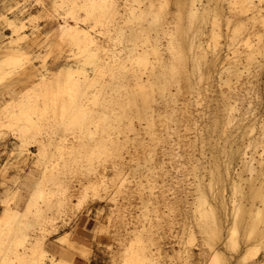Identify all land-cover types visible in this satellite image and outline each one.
I'll return each mask as SVG.
<instances>
[{
    "label": "bare ground",
    "instance_id": "1",
    "mask_svg": "<svg viewBox=\"0 0 264 264\" xmlns=\"http://www.w3.org/2000/svg\"><path fill=\"white\" fill-rule=\"evenodd\" d=\"M159 1L160 6L155 9H153L155 6L153 1L149 2V5L144 9H136L130 6V8H124V10H122V12L124 11L123 13L120 9H116V15H118L120 19L125 18L126 20L127 18L128 22L131 21L135 15L137 19H142V21H145L146 17H143L144 15H153L152 22L150 21L148 24V21L147 26H142L140 31L148 34L152 30L155 32V36L150 40L151 37L147 35L146 48L139 51L137 54L133 48H130L127 50L126 56L123 59L125 61H123L122 64L117 62L120 69H122L120 73L123 74L124 72L125 74V80L116 83H108L107 85L104 83L102 85V89H105V104L103 105L105 110H101L103 111L102 115L99 114L100 111H96L83 103V98L87 96L86 90L79 91L76 95H72L70 98H65V100H63V87L59 86L55 81H50L49 78L45 76L42 77L38 74L35 76L37 77L35 85L43 86V106L37 105L35 112L38 117H45L51 112L54 113L55 122L59 128L66 130L73 128L80 129V134L78 133V138L80 140L77 146V153L80 154L82 150H87V145L83 139L93 135L90 129V125L93 121L100 118L107 120L106 131L108 132L109 138L105 140L106 142L103 144L105 148L103 150L101 148V151H103L105 155L104 162H110L111 167L116 170L114 174L115 177L109 178L105 172H102L99 174L100 177L98 182L91 183L88 181L89 184L85 183L81 185L80 191L78 192L80 196H85L90 193L93 195H101L103 190L108 191L110 187H115L118 191L119 186L124 184V179L121 181L120 178L121 175H123L124 166L129 165L134 155L128 153L131 157L130 160L125 157V151H123V149L127 147L126 143L130 141L132 144H135L136 139H138L137 136H141V134H143L141 132L143 131H145V134H149L151 141L157 142L159 140L160 142L164 134L162 133V137L159 135L161 138L157 139V134L160 133L157 131L158 127L162 126L163 130H168L169 132L164 131L165 133H169L167 139H170H168V141L171 140V142L169 141L170 143H168L170 144L168 145L170 146V150H167L168 147L166 148V156L169 158L168 161H174V165L175 162L177 161L176 163H178L180 159L181 165L179 164L178 166L183 168V174L186 172L185 174L187 176L188 174L193 176V180L190 181L188 185L193 189L192 195L194 201H187L188 193L186 191L185 196L179 195V192L182 191L181 187L183 186H179L180 182L177 181L178 179L173 180L178 178L177 176L169 175L171 177H169L171 179V181H169L171 187H168V190L169 188L172 190V199L174 201H168L171 199L168 198L166 203L169 202L168 206L171 204L170 208L176 212L182 210V208H178L179 202L184 201V203L192 204L193 210L191 213L199 228L202 237V245L205 247L203 248L204 251L202 250L204 253L202 255L203 257L206 255V257L209 258L210 264H222L225 259L228 261V256H225L222 251L223 249H219L220 247L218 248L219 250H217L214 242L216 244L220 239L219 241L223 240L222 246L226 245L229 247L230 244L233 245L232 243L237 239V235H234L233 232L237 226L239 227V223L241 222H244V224L241 223V225L243 224L245 226V224H247L245 228H243L244 231L247 232L244 235L258 233L257 237H260L259 239L257 238L259 244H255V246H264V225H262V223H264V193L261 194V190L264 186L260 188L261 185H264V118L262 119L261 116L256 114V109L252 105L253 102L251 100H253L252 97L255 93L253 94L252 92V96L251 91L252 89L254 90V88L250 85L253 84L252 79L256 78L258 81L257 76L259 75V71L264 68V0H230L228 1V12L223 11L220 0H174V4L178 8L176 11L178 19H181L182 13L186 10L187 17L191 21V23L185 27L182 25H175L174 27L167 24L159 25V20L164 17L165 11L167 12L166 5L171 0ZM65 2L67 1L65 0ZM74 3L81 8L88 6L90 10H97L99 8L98 4L93 0H74ZM127 5L128 4L125 2V7H127ZM128 13L129 17L127 16ZM4 20L6 19L4 18ZM223 21H225L226 28H223ZM14 22L10 20V24H7L10 25L13 33H15L14 35L17 36L12 37L11 35V40L5 43L0 42V51L2 54V58L0 57V79L7 71L4 67L6 65L11 71L18 68L21 71L28 70L32 65L30 57L31 51L29 48L33 46V43H31L32 41L28 42L26 46L27 49L24 51L18 49L17 45L22 41H26L27 34H23L25 31H21L23 26L18 25L17 22L15 24ZM190 34L192 36L190 40L187 41L185 37L186 35L190 36ZM137 35L138 32H133L130 34V38L137 37ZM68 36L72 39L77 38L81 40L84 44V53H88L93 58H95L99 50L103 49V46L84 28L77 26V23L71 25ZM162 38H166L167 42H162ZM128 41L132 40L129 39ZM224 47H227L226 53L223 51L225 50L223 49ZM4 58L5 60L1 62ZM68 66L69 65L66 64L63 67L51 71L54 72V75L55 73H66L70 70ZM96 66L98 68L97 70L101 72V68L105 66V63L99 62ZM218 66L220 67L219 71H215L219 74V87L211 90L213 87L211 83L214 68ZM211 91L215 94L217 93V98L220 97L222 99L223 104L218 102L223 106L218 107L217 105L215 110L210 111L208 114L212 120L211 125L213 123L214 129L216 131L220 130L219 132L221 134H218V138L214 139L215 141L211 139L215 142V145L212 146L210 160L207 165L202 159L206 155L204 147L208 142H206L207 137H205L202 132L203 128L200 129L201 125L199 122L207 116L208 111L206 112L203 110L204 108H202V110H198V113H196V109L192 108V106L199 107L203 105V102H207L206 99L209 97ZM99 96L100 95H94L92 97L91 100H93L94 104H98ZM243 101L247 102L246 106L243 104ZM22 104V114L14 116V119L17 121L16 126L21 132V138L26 137L27 134H30L33 130L35 132L37 128V121H34L30 117V113L27 110L30 106L28 104L26 105L24 101ZM7 105L8 102L1 106L5 110L7 109ZM220 112H222V115H220ZM61 115H63L62 118L60 117ZM136 121L141 128L136 127ZM12 124L13 123H11V125ZM234 125L236 127H234ZM229 127L239 130L237 133L240 134L237 136L236 134H229V132L235 130L232 131L230 129L231 131L228 132L227 129ZM115 132L116 134H114ZM132 133L136 137L133 136L134 138H130L129 134ZM20 136H18V138ZM221 136L224 138V144L219 143V140L222 139ZM236 137L237 139L241 137V141H237ZM210 138L215 137L210 136ZM137 141H139L137 142L139 146L146 142L144 139L141 144H139L141 139ZM21 145L25 146V142L22 141ZM37 146L38 152L34 153V155L37 157V162L40 165L47 157V151L45 149V142L38 141ZM143 146L144 144L142 147ZM145 147H143L144 151L142 155L143 153H148L147 156L149 157H146L150 160V163H152V173L156 174V170L165 167L163 166L165 162H159V160L158 163L154 160V149H156V146L154 148L151 144H146ZM176 149H179V151H176ZM136 150L138 151V148ZM149 152L151 153L149 154ZM21 153L22 151L20 154ZM82 154H84V152ZM222 155L224 160L221 159ZM236 155H238L240 159L238 169L233 165ZM82 157L84 158L85 156L82 155ZM33 164H35V162ZM169 164H171V162H169ZM47 167L42 170V174H44L43 171L45 172L46 169H49V167ZM105 168L106 167H104L103 170H105ZM87 170L89 172H94L95 167H87ZM161 172H163V170ZM245 172L246 174L248 173V177H244ZM157 174V176L161 175L160 173ZM168 174L169 173H166L165 175ZM127 179L128 178H125L124 182H127ZM161 179L159 180L161 181ZM163 181L165 180L163 179ZM42 182V178L38 179L36 184L38 190L36 193H38L39 197L44 199L47 195L45 191L40 188ZM92 182L94 181L92 180ZM164 183L163 189L166 190V184ZM225 183L231 185L232 191H238L237 189H240V193L243 192V188L245 191L250 186V189H252L248 193V196H250V198L260 197V203L263 204V207L261 205L253 209L254 207L252 206H256L253 205L255 202L254 198H252L254 202L252 199L250 200V202H253L251 205L248 203V206L250 205V209L248 210L250 211H246L247 209H245L243 203L236 204L235 202V204H233V211L230 209L228 211L227 208L224 209V217L226 219L223 221L217 202L221 207H226L225 200L222 196L220 197V191L225 187ZM244 183L249 185L246 187L247 189H245V186L242 187ZM220 185L221 188L219 187ZM259 185L260 187H258ZM257 187L259 190L261 189L259 193V190L255 189ZM233 193L235 192L233 191ZM238 193L236 192L235 194ZM73 197L74 194L71 193L69 187L66 185L64 190L60 194H57V198L52 201V205L49 204L51 206L52 215H48L47 212L45 213V210H40L38 212L39 214H43L42 226L40 227L43 233L36 238V241L29 242L30 247H36V249L38 247L40 248V252L38 251L40 259L37 260L36 264H64V259L62 257H48V251L45 248V239L48 236H46V233L48 234L52 230H56L59 219L70 215L73 210L76 211L78 209L79 204L72 200ZM219 197L221 198L220 200ZM241 197L243 198V196ZM248 200L246 201L248 202ZM242 201H244V198ZM5 206L0 213V236L6 234L10 237L18 232L20 229L19 221L21 217L27 216L28 210L23 209V211H20L17 208H13L11 205L6 204ZM146 208H148V205ZM244 212L246 214L250 213V215H248L249 218L251 216L250 222L248 221L249 219L246 220L247 217H244L246 216ZM230 215L233 216V221L231 223L228 220ZM150 220L151 219H149V221ZM151 223L153 224V222H150V225ZM224 223L228 224L226 225ZM95 228L104 231L107 227L104 223H100L98 226L96 225ZM145 228L146 227H144V229ZM133 231L135 232L134 238L131 239L130 246L126 249L127 251H131V253L126 256L125 262L122 263L158 264V258H155L158 253L155 252V254L151 249L141 245V231L137 229ZM185 232L188 234V242H193L196 233L193 226L187 227ZM215 238H217V241ZM260 239L261 243L259 241ZM56 240L62 245L66 243L68 246L72 247L73 250L74 247H78V243L72 239L71 232L60 234ZM135 245H138L139 248H134ZM226 246L225 248H227ZM255 246L252 245V248L249 246L248 250L252 252L246 251L248 252V256L246 253H244V255L254 259L253 257L257 255ZM80 248L81 249L78 247L80 252L82 250L84 255L86 254L87 256L88 254L89 256L91 251L90 247L81 245ZM78 249L76 248L75 251ZM184 249L185 250H182V252L174 250V256L167 254L166 257L169 260H167L165 264H174L173 257L183 258V262L186 264L202 263L200 261H191L189 252L191 249H187V246H185ZM160 252L159 256L162 255V252ZM183 252L185 254L184 256L182 255ZM46 258H49L50 261H45ZM208 258H206L207 262H209ZM41 259H43V263L39 262ZM255 262L256 264H264V258H260Z\"/></svg>",
    "mask_w": 264,
    "mask_h": 264
},
{
    "label": "rangeland",
    "instance_id": "2",
    "mask_svg": "<svg viewBox=\"0 0 264 264\" xmlns=\"http://www.w3.org/2000/svg\"><path fill=\"white\" fill-rule=\"evenodd\" d=\"M66 1L67 2H65V0H0V42L5 43L11 40L13 36H17L14 35L15 33H13L12 28L8 25L10 24V20H13V22L15 21V24L17 22L18 25L23 26L21 31H25L23 34H27L26 41H22L17 45L18 49L24 51L27 49L26 46L28 42L32 41L31 43H33V46L29 48L31 51L30 57L32 68L30 67L28 70L24 71H21L18 68L11 71L6 65L4 67L7 71L0 79V97L3 96L2 101L0 100V213L6 204L11 205L13 208H17L20 211H23V209L28 210V213L26 214L27 216L21 217L19 221L20 229L18 232L10 237L6 234L0 236V264H36L37 260L40 259V248L38 247L37 250L36 247H30L29 242L36 241V238L43 233L40 230L43 214H39L38 212L40 210H45V213L47 212L48 215H52L50 205H52V201L57 198V194H60L66 185L69 187L71 193L74 194L72 200L79 204V207L78 209L76 208V211L73 210L70 215L59 219L56 225V230H52L48 234L46 233V236H49L45 239V248L48 251V257H62V244L56 240V238L60 234L71 232L72 239L79 244H77L79 249H81V245H86L91 248V251L89 256L88 254L86 256L82 250L80 252L78 247H74L73 250L72 247L64 243L63 246L66 247L67 253L65 257H62L64 259V264H124L122 262H125L126 256L131 253V251H127L126 249L130 246L131 239L134 238L135 232L133 230L137 229L138 231H141V245L145 248L151 249L153 253H158L156 255L157 257L155 256V258H158V264H165V262L169 260L166 257L167 254L174 256V250L182 252V250H185V246H187V249H191L189 251L191 261H200L202 262L200 264H210L209 258L206 257V255L204 257L202 255L204 254L203 248L205 247L202 245V237L199 228L191 213L193 210L192 204L181 201L179 202L180 204H178L179 206H177L178 208H182V210L176 212L170 208L171 204L168 206L169 202L166 203L168 198H171L168 201H174L172 199V190H170V188L168 190V187H171V184H169V181H171V175L175 177L177 176L178 178L173 180L178 179L177 181L180 182L179 186H183L181 187V192L183 193L179 192V195L185 196L186 191L188 193L187 201H194L192 195L193 189L188 185L189 182L193 180V176L190 174L187 176L185 174L186 172L183 174V168L180 166L181 169L178 166L181 162L180 159V161L178 160V163H176L177 161L175 160L176 162L174 165V161H168L169 158L166 156L167 150H170V146H168L170 144L168 143L171 142V140H169L170 142L168 141L170 138L167 139L169 136V133H167L169 132L168 130H163L162 126L158 127L157 131L160 133L157 132V139H160L164 134V137L161 138L162 141L160 140V142L159 140L157 142L151 141L149 134L146 132L147 135L145 134V131H143L141 132L143 133L141 136H137L138 139H136L135 144H132L130 141L126 143L127 147H124L125 149H123V151H125V157L130 160L131 157L129 154L132 153V155H134L132 161L129 162V165L124 166L123 175H121L120 178L121 181L122 179L125 180V178L128 179L127 182H124L123 180L124 184L119 186L118 191L117 188L110 187L108 191L103 190L101 195H93L90 193L85 196H80L78 192L80 191L81 185L85 183L89 184V182H98L100 177L99 174L102 172H105L109 178L115 177L114 174L116 173V170L111 167L110 162H104L105 155L103 151H101V148L102 150L105 148L103 145L104 142H106L105 140L109 138L108 132L106 131L107 120L102 118L96 119L90 125L93 135L83 139L87 145V150H82L81 152V154L83 152L85 154H82L85 156L83 158L80 153H77V146L80 140L78 138L80 129L73 128L66 130L59 128L55 122L54 113L51 112L45 117H38L35 112L37 105L43 106V86L35 85L37 80V77L35 76L38 74L42 77L45 76L49 78L50 81H55V83L63 87V100H65V98H70L72 95H76L79 91L86 90L87 96L83 98V103L96 111H100L99 114L102 115L103 111L101 110H105L103 108V105L105 104V89H102V85L104 83L107 85L108 83H116L125 80V74L124 72L123 74L120 73L122 69H120L118 63L122 64L123 61H125L123 59L126 56L127 50L130 48H133L136 54L146 48L147 35L151 37L150 40L155 36V32L152 30L148 34L140 31L142 26H147L148 21V24L150 23L153 19V15H144L143 17H146L145 21L137 19L135 15L133 16V19L128 22L127 18L126 20L123 18V20L116 15V9H120L121 12L124 8H130V6L136 9H144L151 1L154 2L155 6L153 9H155L160 6V1L93 0L99 6L97 10H90L88 6L81 8L74 3V0ZM220 1L223 11L228 12V1L230 0ZM125 2L128 4L127 7H125ZM166 9L167 12L165 11L164 17L159 20V25L167 24L172 27L175 25H182L185 27L191 23L187 17L186 10L182 13L181 19H178L176 15L178 8L174 4V0H171L166 5ZM127 16L129 17V13ZM4 18L6 20H4ZM73 23H77V26L84 28L103 46V49L97 52L95 58L88 53H84V44L81 40L77 38L72 39L68 36L69 29ZM223 28H226L225 21H223ZM133 32H138V35L137 37L130 38V34ZM11 35L12 37H10ZM191 36V34L190 36L186 35L185 39L189 41ZM129 39L132 41H128ZM161 41L164 43L167 42L166 38H162ZM223 49H225L223 50L224 52H227V47H224ZM0 57L2 58L1 51ZM4 60L5 58L2 59L1 62ZM99 62L105 63V66L101 68V72L97 70L98 68L96 66ZM66 64L69 65V72L58 73L59 75L55 73L54 75V72L51 71L63 67ZM216 68H214L213 72L211 83L213 87L211 90L219 87V74L215 70L219 71L220 67L218 66ZM254 79H252L253 84H250L255 90L252 89L251 91V94L252 92L253 94L255 93L254 96L252 94L253 100L251 101L253 102V107L256 109V114L263 119L264 68L259 71V75L257 76L258 81L256 78ZM11 90L13 92H11ZM214 94L215 93L211 91L209 97L206 99L207 102H203V105L199 107L192 106V108L197 110H195L196 113H198V110H202V108H204V111H208L207 116L202 120L200 119L201 122H199L201 125H199L200 129L203 128L202 132L204 136L207 137L206 142H208L204 147L206 155L202 159L207 165L210 160L212 146L215 145V142L213 141L218 138V134H221L219 132L220 130L216 131L214 129L215 127L213 126V123L211 125L212 120L208 115L210 111L215 110L217 105L218 107L223 106L222 99L216 97L217 93ZM94 95H100L98 104H94L93 100H91ZM23 101L26 105L28 104L30 106L27 110L30 113V117L34 121H37V128L35 127V132L33 130V132L27 134L26 137L21 138V132L16 126L17 121L14 119V116L22 114L23 111L21 109ZM7 102V109L4 110L1 105L6 104ZM243 102L242 103L246 106L247 102ZM220 115H222V112H220ZM60 117L62 118L63 115ZM11 123L13 124L11 125ZM136 124V127L141 128L137 121ZM234 127L236 126L234 125ZM230 129L231 127L227 129L228 132L231 130L233 131L235 128ZM164 131L167 132L165 133ZM238 131L239 130L235 129L233 131L234 133L229 132V134L232 133L237 136L240 134L237 133ZM114 134H116V132ZM159 135L161 137H159ZM18 136L20 137L18 138ZM129 136L130 138L136 137L133 133L129 134ZM210 136L215 138H210ZM208 138L210 140L213 139V141H210ZM140 139L141 141L139 144L143 143L142 141L144 139L146 144H151L154 148L156 146V149H154V160L157 162L159 160V162H165L163 164L165 167H161L162 169H158L159 171L156 170V174L152 173V163H150V160L147 158L149 157L147 156L148 153H143L145 158L142 155V152L144 151L143 147H145L146 144L143 143V147V144L139 146L137 144L139 141L137 140ZM240 139L239 137L238 139L236 137V140L239 142L241 141ZM223 140L224 138L222 137V139L219 140V143L224 144ZM22 141L25 142V146L21 145ZM38 141L45 142V149L47 151V157L40 163V165L37 162V157L34 155V153L38 152ZM137 148L138 151L136 150ZM177 150L179 151V149H176V151ZM21 151L22 153L20 154ZM150 153L151 152H149V154ZM221 159L224 160L223 155ZM34 162L35 164H33ZM169 162H171V164H169ZM239 162V156L236 155L233 165L236 166L237 169L240 165ZM47 166L49 169H46L45 172L43 171L44 174H42V170ZM87 167H95V171L89 172ZM104 167H106L105 170H103ZM162 170L163 172H161ZM157 173L161 174L159 175L160 177L157 176ZM166 173L169 174L165 175ZM247 174L245 172L244 177H248ZM158 177L159 179L162 178L161 181ZM40 178L43 179L40 188L43 189L47 195L44 199L39 197L38 193H36L38 190L36 184ZM26 179L32 180L34 186L25 185ZM163 179L165 181H163ZM92 180L94 182H92ZM163 183L166 184V187L164 185L166 190L163 189ZM245 184L246 183H244L242 187L245 186V189H247L246 187L249 185ZM262 186L264 185H261V187L259 185L258 187L262 188ZM219 187L221 188V185ZM258 187L255 189L257 190ZM251 189L250 186L245 191L243 188L242 193H240V189H237L239 193L238 191L233 190L235 193H238L235 194L232 191L231 185L225 183V187L220 191V197L222 196L225 200L226 207H221L217 202L223 221L226 219L224 217V209L227 208L228 211L229 209L233 211V204H235V202L236 204L243 203V206L247 209L246 211H250L248 209H250V205L254 201L255 204L253 203V205L256 206H252L254 207L253 209L261 205L263 207V204L260 203V197L250 198V196H248ZM261 191V194L264 193V188ZM244 195L246 200L249 199L248 202L245 200ZM241 196H243L244 201H242L243 198ZM220 197L219 200L221 199ZM252 198L255 200L253 201ZM239 199L241 203L239 202ZM251 199L253 202H250ZM248 203L250 204L249 206ZM147 205L148 208H146ZM245 212L244 215L246 214ZM248 215H250V213L246 214L244 217H247L246 220L249 219L248 221L250 222L251 216L249 218ZM149 219L151 220L149 221ZM228 220L231 223L233 221V216L230 215ZM150 222H153V224L151 223L150 225ZM100 223H104L107 227L104 231L95 228L96 225L98 226ZM228 223L224 224L227 225ZM241 223L244 224V222ZM241 223H239V227L237 226L233 232L234 235H237V239L232 243L234 246L231 244L229 247L226 245L222 246L223 240L219 241V239L217 241V238H215L217 241L216 244L214 242L216 249H223L222 251L225 256H228V261L225 259L226 262L224 261L222 264H256V260L264 258V246H255V244H259L257 240V238H260L257 237L258 233H256L257 235L255 233L244 235L247 232L244 231L243 228H245L247 224L244 226L243 224L241 225ZM262 225H264V223H262ZM189 226H193V229L196 232L195 240L193 242H188V234L185 232V229ZM144 227L146 228L144 229ZM259 241L261 243V239ZM252 245L255 246V252H257V255L253 257L254 259L247 257L248 252L250 251L248 250L249 246L252 248ZM225 246L227 248H225ZM136 247H138V245L134 246V248ZM76 248L78 249L77 251H75ZM159 250H162V253ZM159 252L162 255L159 256ZM244 253H246L247 256L244 255ZM182 255H185L184 252ZM206 258H208L209 262L206 261ZM45 261L48 262L50 260L49 258H46ZM39 262L43 263V259ZM173 263L186 264L183 262V258L180 259L178 257H173Z\"/></svg>",
    "mask_w": 264,
    "mask_h": 264
},
{
    "label": "crops",
    "instance_id": "3",
    "mask_svg": "<svg viewBox=\"0 0 264 264\" xmlns=\"http://www.w3.org/2000/svg\"><path fill=\"white\" fill-rule=\"evenodd\" d=\"M11 92H13L12 90H11ZM3 96H1L0 97V100L2 101V98ZM25 185H27V186H29V185H33L34 186V183H33V181L32 180H29V179H26V183H25ZM61 245V244H60ZM61 247L63 248V252L61 253V255H62V257H65L66 255H67V253H66V247L65 246H63V245H61Z\"/></svg>",
    "mask_w": 264,
    "mask_h": 264
}]
</instances>
